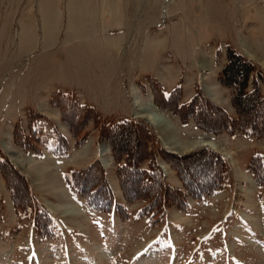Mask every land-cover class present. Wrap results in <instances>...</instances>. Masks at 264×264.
I'll use <instances>...</instances> for the list:
<instances>
[{
    "label": "rangeland",
    "instance_id": "374dc122",
    "mask_svg": "<svg viewBox=\"0 0 264 264\" xmlns=\"http://www.w3.org/2000/svg\"><path fill=\"white\" fill-rule=\"evenodd\" d=\"M231 63L247 66L240 93L256 103L238 102ZM134 87L173 136L213 143L233 164L207 148L171 154V133L133 116ZM165 153L180 159L168 173ZM215 156L222 181L193 196L175 167L200 191ZM261 157L264 0H0V264H264ZM153 166L159 182L132 172ZM83 171L85 193L73 179ZM121 180L152 198H126ZM99 186L109 193L97 202Z\"/></svg>",
    "mask_w": 264,
    "mask_h": 264
},
{
    "label": "trees",
    "instance_id": "16d2710c",
    "mask_svg": "<svg viewBox=\"0 0 264 264\" xmlns=\"http://www.w3.org/2000/svg\"><path fill=\"white\" fill-rule=\"evenodd\" d=\"M247 73H248V68H247V66H244V65H236V64H234V63H231V65H229L225 70H224V74L226 75V77H227V79H230V80H233V79H236V78H241L242 80H243V82H242V84H241V87L239 88V91H238V102L240 103V105H242L243 104V102L244 103H248L249 102V99H252V100H254V102L256 101V100H258L257 99V97L254 95V96H252V97H250V98H245V97H242L241 96V90L243 89V86H244V84H245V82H246V79H247ZM256 103V102H255ZM194 106H193V104H190V105H188V106H186L185 108L188 110V111H190V110H192V108H193ZM193 111V110H192ZM190 116H195V115H193V114H190ZM240 128L242 129V130H245V131H250L252 134H254L255 132H256V130L254 129V127L252 126V124L251 123H245V124H243L242 123V125L240 126ZM202 151H204V150H202ZM199 153V152H198ZM198 153H196L195 155H197ZM215 154V153H214ZM194 155V156H195ZM167 156H168V153H165V160H167V162H166V164L168 165V167L169 168H171L172 166L174 167V164H173V162H174V160H180V159H177V158H174V160H171V161H169L168 160V158H167ZM221 156V155H220ZM216 157L215 156V161L217 162L218 161V165H216V171L214 172L215 174V177L214 178H212L211 180H206V181H208V182H206L205 183V185H203L202 187H200V191H197V190H195V192H193L192 190H193V183H191L190 184V182L189 181H193V180H191L190 178H189V176H185L184 174H183V172H182V170H181V168H179V167H175L178 171H179V173L181 174L180 176H182V180L183 181H185L184 182V184H185V186L187 187V189L190 191V193L193 195V196H202V195H205V194H207V193H209L210 191H212V189L213 188H215L216 186H219V182H221L222 181V175H223V173H222V171H221V167L219 166V164L222 162V160L223 159H221V157ZM189 159V158H188ZM256 161H257V163H256V165H255V162L253 161L252 162V169L255 171V172H257L258 170H260V169H262V166L261 165H263V169H264V158L263 157H261V158H256L255 159ZM130 165L128 164V165H124L123 167H120V169L118 170V172L120 171H126L127 169H128V167H129ZM152 168V167H151ZM133 172V174H136V177H137V180L138 181H140L141 183H143L144 181L145 182H147V183H149L150 181H156V182H159V179H160V172H159V170L157 169V168H155L154 166H153V168H152V171H150V172H141V171H132ZM81 174V175H80ZM74 181L77 183V185L76 186H78V185H80V186H82L83 187V189H81L82 191V193H85L84 191V189H85V186H87L86 185V183H87V178H86V171L84 172H81V173H79V174H77L76 176H75V174H74ZM129 181H132V180H129ZM134 181V180H133ZM151 182V183H152ZM150 183V184H151ZM121 184H122V187H123V189H124V193H125V197L126 198H128V199H132L133 197L134 198H152V196H151V194L150 193H145V194H141V193H137V195L136 194H127L128 192V190H131L130 188H131V183H129V184H127L126 183V181H124V180H121ZM149 184V185H150ZM153 184V183H152ZM196 185V184H195ZM162 189V188H161ZM99 191H98V193H97V196L98 197H96V195H95V198L94 199H96L97 200V202H100V200H102V198H106L105 197V195L104 194H107V193H109L108 192V189H107V187L106 186H104V187H100L99 186V189H98ZM192 191V192H191ZM134 192V191H133ZM168 192H170V195H174V189H168ZM177 192V191H176ZM96 193V192H95ZM158 194H156V196L155 197H158L157 196ZM156 199V198H155ZM107 200V199H106ZM17 201H19V200H17L16 199V202ZM176 203V202H175ZM178 203V202H177ZM90 204H92V205H98L97 203H96V201H94L93 199H90ZM99 204H103V203H99ZM110 205H111V203L110 202H108V203H106V204H104V205H102V207L105 209V210H108V208L110 207ZM159 208H162V206H160ZM159 208L157 207V203H156V205L154 204H152V203H150L144 210H143V212L145 213V214H150L151 216H157L158 215V213H160V210H159Z\"/></svg>",
    "mask_w": 264,
    "mask_h": 264
},
{
    "label": "bare ground",
    "instance_id": "6f19581e",
    "mask_svg": "<svg viewBox=\"0 0 264 264\" xmlns=\"http://www.w3.org/2000/svg\"><path fill=\"white\" fill-rule=\"evenodd\" d=\"M244 52L252 59H255L254 56L250 53L249 49L243 45ZM200 68L204 67L202 61H200L199 66ZM130 100H131V106H132V113L135 119L140 120L142 122H145L148 126L152 128V130L157 133L158 135H165V133L169 134L171 133L170 137L165 141L163 140V144L165 148L173 155L187 158L193 154H196V152L202 150V149H209L214 153H219L225 157H228L230 162L233 164V159L231 157V154L224 151L223 149L219 148L218 146H215L213 143H208L203 140L194 141V142H184L178 139V137L173 136V128L170 124V122L161 114L157 113L154 108H148L144 107L140 100V96L138 93V90L134 87L131 89L130 92ZM175 133V130H174ZM103 150H98L97 157L102 158ZM11 153V152H9ZM170 154V155H171ZM10 159L16 164V166L21 169L25 170L26 165L13 153L10 155ZM164 166V165H163ZM169 167L167 165L163 167V170H165L166 173L169 172ZM39 171V170H38ZM40 173V172H39ZM38 176V174L36 173ZM34 175V176H36ZM44 181H47L46 185L48 186V189L54 193V189L56 188V182L53 179H46ZM57 189V188H56ZM65 206L69 205L68 203L64 204ZM75 218L77 217V214ZM77 219V218H76Z\"/></svg>",
    "mask_w": 264,
    "mask_h": 264
}]
</instances>
